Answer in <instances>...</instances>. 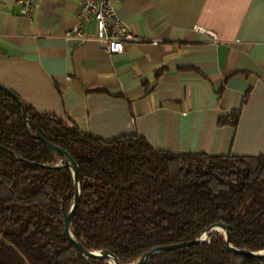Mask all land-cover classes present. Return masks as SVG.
<instances>
[{
	"label": "crops",
	"instance_id": "0c3cea01",
	"mask_svg": "<svg viewBox=\"0 0 264 264\" xmlns=\"http://www.w3.org/2000/svg\"><path fill=\"white\" fill-rule=\"evenodd\" d=\"M21 8L0 0V85L36 112L104 141L137 135L173 153L264 155V0H118L115 16L141 41L114 55L93 22L86 42L66 36L75 0H34L29 20ZM235 111L236 127L218 124Z\"/></svg>",
	"mask_w": 264,
	"mask_h": 264
},
{
	"label": "trees",
	"instance_id": "16d2710c",
	"mask_svg": "<svg viewBox=\"0 0 264 264\" xmlns=\"http://www.w3.org/2000/svg\"><path fill=\"white\" fill-rule=\"evenodd\" d=\"M0 91V264H108L85 259L67 241L63 211L74 197L65 157L79 169V203L70 232L88 252H109L119 264L193 241L215 224L239 250L264 251V155L211 156L155 150L137 135L104 141L70 121ZM239 112L219 119L236 127ZM58 164L63 166L56 167ZM144 264H264L225 250L223 233Z\"/></svg>",
	"mask_w": 264,
	"mask_h": 264
},
{
	"label": "built area",
	"instance_id": "2783aa9c",
	"mask_svg": "<svg viewBox=\"0 0 264 264\" xmlns=\"http://www.w3.org/2000/svg\"><path fill=\"white\" fill-rule=\"evenodd\" d=\"M77 2V24L70 29L66 36L86 42L89 37L82 31L83 25L94 23V39L109 55L123 52L125 43L140 42L141 39L132 35L124 24L115 16L114 5L118 0H75ZM21 15L30 19L34 0H20ZM196 31L217 42L214 33L197 28ZM156 43V42H154Z\"/></svg>",
	"mask_w": 264,
	"mask_h": 264
},
{
	"label": "water",
	"instance_id": "95a60500",
	"mask_svg": "<svg viewBox=\"0 0 264 264\" xmlns=\"http://www.w3.org/2000/svg\"><path fill=\"white\" fill-rule=\"evenodd\" d=\"M0 91L3 92L4 94H6L7 96H9L13 101L16 102V104L18 105L21 113H22V118H23V124L26 125L27 120H26V111L23 105V102L12 92L10 91L8 88L0 85ZM37 139L43 141L46 146L53 150L56 151L60 154H62L67 162V167L70 169L71 173H72V177L74 180V197H73V202L71 205V208L69 211H63V229H64V235L67 239V241L74 247V249L81 255L83 256L85 259H96V260H104L106 261L108 264H119L117 258L112 255L109 252H104V253H100V252H88L86 250H84L82 248V246L80 244H78L72 237V234L70 232V226H71V221L73 218V215L75 213V210L78 206L79 203V195H80V188H79V180H78V175H79V169L75 163V161L70 157V155L68 153H66L65 151L59 149L58 147L46 142L41 136L37 135L36 136ZM63 166V164H58L56 167H60ZM229 227L223 224H215L212 225L211 227L207 228L202 235L206 236L209 235L213 232H222L224 235V244H225V250L229 253H237L240 255H245L248 257H253V258H264V251L262 252H250L247 250H239V249H235L233 248L230 243H229ZM201 235V236H202ZM203 242L200 238H195L193 241L191 242H187V243H180V244H176V245H172V246H165L162 248H156L153 249L147 253H145L144 255H142L134 264H144L145 261L152 255L158 253V252H170V251H174L177 249H182L185 247H189L195 244H199Z\"/></svg>",
	"mask_w": 264,
	"mask_h": 264
},
{
	"label": "rangeland",
	"instance_id": "374dc122",
	"mask_svg": "<svg viewBox=\"0 0 264 264\" xmlns=\"http://www.w3.org/2000/svg\"><path fill=\"white\" fill-rule=\"evenodd\" d=\"M219 233H222V232H219ZM201 240H202V241H206V240H208V235H206V236L202 235V236H201Z\"/></svg>",
	"mask_w": 264,
	"mask_h": 264
}]
</instances>
